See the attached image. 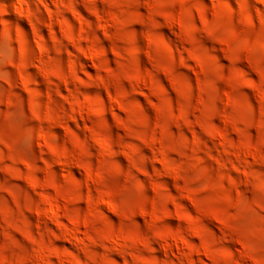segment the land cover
<instances>
[{
  "label": "clouds",
  "instance_id": "9594fccd",
  "mask_svg": "<svg viewBox=\"0 0 264 264\" xmlns=\"http://www.w3.org/2000/svg\"><path fill=\"white\" fill-rule=\"evenodd\" d=\"M0 264H264V0H0Z\"/></svg>",
  "mask_w": 264,
  "mask_h": 264
}]
</instances>
